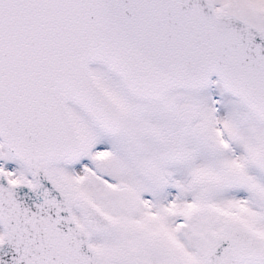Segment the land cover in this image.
Returning <instances> with one entry per match:
<instances>
[{"label":"snow or ice","instance_id":"obj_1","mask_svg":"<svg viewBox=\"0 0 264 264\" xmlns=\"http://www.w3.org/2000/svg\"><path fill=\"white\" fill-rule=\"evenodd\" d=\"M0 264H264V0H0Z\"/></svg>","mask_w":264,"mask_h":264}]
</instances>
